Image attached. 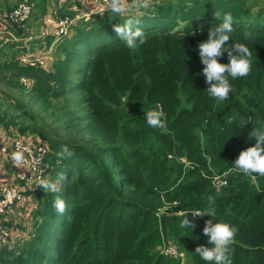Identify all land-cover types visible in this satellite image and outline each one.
I'll return each mask as SVG.
<instances>
[{
    "label": "trees",
    "instance_id": "16d2710c",
    "mask_svg": "<svg viewBox=\"0 0 264 264\" xmlns=\"http://www.w3.org/2000/svg\"><path fill=\"white\" fill-rule=\"evenodd\" d=\"M66 7L62 4L56 15L62 18ZM254 7L248 0L152 2L148 9L131 13L141 18L139 27L145 35V43L135 51L113 28L126 15L85 16L54 43L50 67L18 61L27 32L23 21L17 22V38L0 45V67L8 69L0 83L31 94L33 103L42 104L32 112L0 96V124L15 126L19 132L29 129L46 139L56 151L51 167L48 145V169L57 181L63 172L66 179L60 193L36 189L29 237L23 240L26 253L8 248L21 239L18 235L0 244V260L6 264H183V260L206 264L195 248L210 246L203 227L211 219L238 228L229 246L230 264H264V176H248L233 166L240 151L254 144L248 135L252 128L264 129V6ZM225 13L233 16L227 46L244 43L253 63L248 77L229 78L233 91L227 100L218 101L207 93L198 45ZM245 32L251 37L246 39ZM51 40L45 38L48 45ZM66 41L62 53H57ZM218 60L228 63L227 52ZM20 77L28 83L22 84ZM72 91L80 92L76 102L84 107L77 118L81 123L69 122L74 115L64 104L43 114L48 106L44 101ZM150 110L163 112L166 131L148 125L145 113ZM55 114L67 118L62 131L70 129L68 136L48 133L42 126L41 118ZM62 145L73 151L71 159L58 157ZM221 174L225 182L214 184ZM209 195L216 197V216L193 218L189 213L187 219L195 228L181 227L182 213L207 210ZM56 196L67 205L62 215L53 207ZM164 240L174 242L179 260L160 252Z\"/></svg>",
    "mask_w": 264,
    "mask_h": 264
},
{
    "label": "clouds",
    "instance_id": "9594fccd",
    "mask_svg": "<svg viewBox=\"0 0 264 264\" xmlns=\"http://www.w3.org/2000/svg\"><path fill=\"white\" fill-rule=\"evenodd\" d=\"M149 7H151V0H105V6L101 9L100 14L107 12L113 13L115 16H127L122 24H115L113 28L125 46L129 50L135 51L139 45L145 43V35L139 27L141 18L131 15V13L134 10L148 9ZM215 18L219 20L221 18L220 13H216ZM232 32L233 16L230 13H225L222 22L216 27L210 28L206 40L198 45L199 58L203 65L202 73L208 85L207 93L218 101L227 100L230 92L233 91L229 78L233 80L246 78L252 71L253 54L251 50L244 43H233L231 47L227 46ZM244 35L248 39L252 34L245 32ZM225 52H227L228 63H221L218 58L222 57ZM145 117L150 127L166 131L167 123L163 118L162 111H147ZM248 135L253 138L254 144L240 151L233 166L238 172L248 176H264V129L252 128ZM57 155L61 160H68L72 158L74 153L67 145H62ZM14 160L18 166L23 165V154H14ZM64 179L66 177L63 172L59 175L58 181L42 178L36 185L46 192L60 193V184ZM257 192H261V189L257 188ZM207 202L209 204L207 210L196 209L182 213L184 219L180 226L195 228V223L187 219L189 213L193 218H202L205 215L215 217L216 197L209 195ZM53 207L58 214L62 215L66 211L67 205L61 196H56L53 200ZM237 232L238 228L234 225L219 221L213 223L211 219L205 220L203 234L207 236V242L210 246L197 245L195 253L206 264H230L229 246L234 242Z\"/></svg>",
    "mask_w": 264,
    "mask_h": 264
},
{
    "label": "built area",
    "instance_id": "2783aa9c",
    "mask_svg": "<svg viewBox=\"0 0 264 264\" xmlns=\"http://www.w3.org/2000/svg\"><path fill=\"white\" fill-rule=\"evenodd\" d=\"M90 3L98 4L99 10L105 6V0H84ZM161 0H151L158 2ZM32 3L30 0H16L12 8L7 12L5 18L9 22L25 21L31 13ZM89 13L81 12L78 16H86ZM73 18L62 17L56 21L51 35L50 45L63 35H67ZM31 35L27 33L23 39H30ZM17 37H12L16 39ZM50 47L43 49L41 52L30 53L25 48L17 55V59L22 64L44 66L46 63V54ZM20 79L27 80L26 77ZM48 145L46 141L39 138H28L20 135H14L10 138L3 137L0 131V162L4 159H10L13 163L12 184L3 183L0 185V244L10 243L17 239V231L10 230L2 223V218L6 216L10 208L15 204L25 205L29 198L36 191V185L40 179H47L48 164L46 154ZM22 153L24 156L23 165L18 166L14 160V154ZM174 249L173 247H171ZM172 252V251H170ZM175 252V249L173 253Z\"/></svg>",
    "mask_w": 264,
    "mask_h": 264
},
{
    "label": "crops",
    "instance_id": "0c3cea01",
    "mask_svg": "<svg viewBox=\"0 0 264 264\" xmlns=\"http://www.w3.org/2000/svg\"><path fill=\"white\" fill-rule=\"evenodd\" d=\"M16 0H0V45L9 40L12 39V37H16V34L14 33L17 25L15 22H9L6 20L5 15L7 12L12 8V6L15 4ZM37 1V0H36ZM41 2H45V8L42 10H39L38 7V12L39 16L35 15V13H31V15L21 23L23 30L25 32H29L31 35V40L33 42H36L37 47H39V44H42L40 48H37L36 44L32 45V48H37V49H29V40L25 39V47L27 51L29 50L31 53H36V52H41L43 49L47 48L48 46L51 48V45H48L45 42V38L47 36L52 37L51 32L56 24V21L60 19L61 17L56 15V10H50L49 5L47 4V0H38ZM250 3L253 2L256 7L255 9L260 5L264 6V2L261 5L260 0H248ZM33 3V2H32ZM52 4V8H59L62 4H66V10L72 11L73 14V22H76V20H79L80 18H83L85 16H78L81 12L89 13L86 16H90L92 14H97L100 13L101 10H99V5L90 3L84 0H50ZM33 5V4H32ZM53 5L55 7H53ZM258 5V6H257ZM56 8V9H57ZM33 11V10H32ZM39 37V38H38ZM55 45V44H54ZM52 46V48L54 47ZM53 54V51H52ZM46 56V63L49 62V56L50 55V50L47 52ZM48 66V64H47ZM15 127L8 126L5 127L4 125L0 124V131L5 138H10L16 134L23 136V137H28L30 138L31 136H27L30 133L24 134V132H19L16 131ZM14 130V131H13ZM20 134H19V133ZM31 135V134H30ZM32 138H39L37 136H32ZM15 182V179L13 178V163L10 159H4L0 162V185L3 183L6 184H12ZM35 208V199L34 196L31 195L29 198V202L25 205H20V204H15L13 205L10 210L7 212L6 216L2 218V223H4V219L6 218L9 219L7 225L8 228L14 231H19L18 234L21 236L23 235V238L27 236L29 232V227H30V218L32 221V214H33V209ZM5 226V224H3Z\"/></svg>",
    "mask_w": 264,
    "mask_h": 264
},
{
    "label": "rangeland",
    "instance_id": "374dc122",
    "mask_svg": "<svg viewBox=\"0 0 264 264\" xmlns=\"http://www.w3.org/2000/svg\"><path fill=\"white\" fill-rule=\"evenodd\" d=\"M50 2V0H47V2ZM47 3V4H50L49 5V9L52 11V10H56V8H57V6H56V8H52V4L51 3ZM263 2H264V0H260V3H261V5L263 4ZM33 5H32V8H31V13H35V15H37V16H39V12H38V8H39V10H42V9H44L45 8V2L44 3H42L41 1H36V2H34V3H32ZM36 7H38V8H36ZM53 7H55L54 5H53ZM33 10V11H32ZM65 11V12H64ZM63 11V17L65 16V17H68V18H72L73 17V14H70V12H68L67 10H64ZM31 13H30V15H31ZM29 15V16H30ZM74 24H75V22L73 23V24H71L72 26H71V29H70V31L68 32V35L72 32V30H73V28H74ZM14 33H16V31L14 32ZM27 33H29V32H27ZM17 36V35H16ZM66 36V35H65ZM39 38V37H38ZM59 39V38H58ZM28 40H31V38L30 39H28ZM22 41H23V43H25V39H22ZM57 42V40H55L52 44H51V48H50V55L51 56H49L50 58H49V62H47V64H48V66L47 67H50L51 66V63H52V59H53V57H55V55H54V52H53V54H52V51H53V48H52V46L54 45V43H56ZM6 43V42H5ZM34 44H36V42H32V45H34ZM67 44H68V42L66 41L65 43H63L62 44V47H57L56 49H57V53H62V50H63V48L64 47H66L67 46ZM40 46L39 47H37V44L36 45H34V46H36L37 48H40V47H42L41 45L42 44H39ZM37 48H31V50L32 49H37ZM55 50V49H54ZM56 51V50H55ZM28 52H30L29 50H28ZM19 53H21V52H19ZM18 53V54H19ZM31 53V52H30ZM50 65V66H49ZM8 69H7V67L6 66H2V67H0V78L2 77V76H6L7 74H8V71H7ZM20 82L22 83V84H26V83H28V80H22V79H20ZM79 94H80V92L79 91H72V92H70V93H68V94H65V95H63V96H58V97H55V98H50V99H48L47 101H44L43 102V104H45L46 103V105H48L47 107H46V109H45V111H44V115H47L46 114V112H48V111H50V109L51 108H56V107H58V105H62V104H64V105H66V106H69V107H71V111H72V114L74 115L73 116V120L71 119V121H69L70 123H81L82 121H80V120H78L77 118L78 117H81L83 114H84V107L81 105V104H79V102H76V98L79 96ZM29 95H31V94H28V95H26V94H24V93H20V92H18V91H16V90H14V89H12V88H8V87H6L4 84H2V83H0V96H3V97H5L7 100H9V102L10 103H15V101H18V103H20V104H22V106L24 107V108H26V109H29V110H31L32 112H36L38 109H39V106H38V103H41L42 101H40V100H38L37 101V103H33V101H32V99L29 97ZM23 103H24V105H23ZM42 104V103H41ZM65 106V107H66ZM25 118H27L28 119V117H26L25 116ZM26 120V119H25ZM27 121V120H26ZM41 123H42V126L44 127V129H45V131H48V133H51V134H57V135H59V137L60 136H62V137H66V136H68L69 134V132L71 131L70 129L68 130H66V132H63L62 130L63 129H65L66 127L64 126V125H66V124H68V122H67V118L65 117V118H62L61 116H60V114L59 115H57V114H55V116H51V117H43V118H41ZM41 126V127H42ZM12 127H15V126H12ZM16 128V127H15ZM15 128H14V130H15ZM13 130V131H14ZM16 131H19L17 128H16ZM59 131H61V133L59 132ZM19 133V132H18ZM27 133H30V134H28L27 136H38V134H36L35 133V131H32V130H26L24 133H23V135L24 134H27ZM20 134V133H19ZM16 135H18V134H16ZM38 137H40V136H38ZM40 139H41V137H40ZM44 141H46L47 142V140L46 139H44V138H42ZM48 143V142H47ZM49 145V149H50V151H49V156H48V159H49V163L51 162V167H52V162L54 163V153L56 152L55 151V148H52L51 146H50V143L48 144ZM51 167H49V169L51 168ZM49 169H47V179H52L53 181H57L56 179H55V177H54V175L49 171ZM214 184H220V183H223V182H225V178H224V175H218V176H216L215 178H214ZM43 190V189H42ZM44 191V190H43ZM34 196V195H33ZM39 197V196H38ZM177 203V201H175L174 202V204H176ZM169 206H170V204H167L166 205V207H165V209H169ZM4 221V223L3 224H5V226L6 227H8V225H7V223H8V221H9V219H7L6 220V218L3 220ZM31 218H30V227H29V229H31ZM11 230V229H10ZM19 232V231H18ZM27 237H29V235L27 234V236H25L24 238L25 239H23V235H21L20 237H19V239L20 240H16V239H14V240H16L15 241V243L14 244H8L9 246H8V248H12V247H18L17 248V251H21V255H23L24 253H26V251H25V243H24V241L26 240V238ZM24 240V241H23ZM19 241V242H18ZM12 242V241H11ZM17 242V243H16ZM174 242L172 241V240H169V241H162L161 242V244H159V250H160V252H162L163 254H165V255H167V256H174L175 258V260H179V258H180V253L179 252H177L176 253V250L177 249H175L174 248ZM171 247H173L174 249H175V252L173 253V251H174V249H172ZM170 251H172V252H170ZM183 258H184V256H183ZM4 261L5 260H0V264H6V263H4ZM183 264H188V263H185V261L183 260Z\"/></svg>",
    "mask_w": 264,
    "mask_h": 264
}]
</instances>
